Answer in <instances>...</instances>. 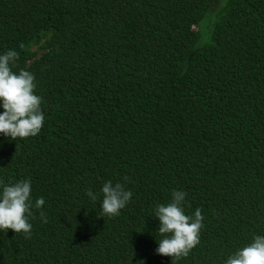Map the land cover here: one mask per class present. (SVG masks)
Returning <instances> with one entry per match:
<instances>
[{
    "label": "trees",
    "instance_id": "16d2710c",
    "mask_svg": "<svg viewBox=\"0 0 264 264\" xmlns=\"http://www.w3.org/2000/svg\"><path fill=\"white\" fill-rule=\"evenodd\" d=\"M208 2L0 0V53L34 75L45 115L36 136L0 135V181L45 200L28 238L0 232V264H223L264 235V0H228L194 52ZM109 180L133 195L101 217L85 193ZM172 190L203 216L173 261L154 217Z\"/></svg>",
    "mask_w": 264,
    "mask_h": 264
},
{
    "label": "clouds",
    "instance_id": "9594fccd",
    "mask_svg": "<svg viewBox=\"0 0 264 264\" xmlns=\"http://www.w3.org/2000/svg\"><path fill=\"white\" fill-rule=\"evenodd\" d=\"M18 53L9 49L0 53V135L9 140L25 139L40 133L45 115L41 109L42 98L35 94V77L27 70L13 72ZM30 178L11 183L0 181V232L13 230L15 234L23 232L25 238L31 235L33 216L32 209H42L43 197L35 199L33 205ZM86 196L95 202L100 200L101 217H114L126 207L132 192L124 184L111 180L105 181L99 194L91 189ZM187 193L172 190L171 201L157 204L154 217L158 220V233L162 237L157 241L156 254L168 256L173 260L187 257L189 252L200 243V230L203 227V216L197 208L192 215L185 213ZM40 219L47 223L44 211ZM7 233V232H6ZM223 264H264V235H254L251 242L230 254Z\"/></svg>",
    "mask_w": 264,
    "mask_h": 264
},
{
    "label": "rangeland",
    "instance_id": "374dc122",
    "mask_svg": "<svg viewBox=\"0 0 264 264\" xmlns=\"http://www.w3.org/2000/svg\"><path fill=\"white\" fill-rule=\"evenodd\" d=\"M228 0H209L208 10L205 17L195 27L200 33V38L194 46V52L202 50L205 46L213 43L212 33L220 13Z\"/></svg>",
    "mask_w": 264,
    "mask_h": 264
}]
</instances>
